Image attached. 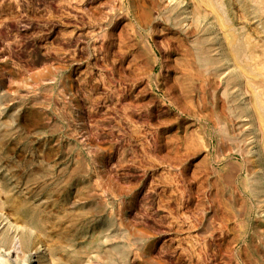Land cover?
Wrapping results in <instances>:
<instances>
[{"label":"rangeland","instance_id":"obj_1","mask_svg":"<svg viewBox=\"0 0 264 264\" xmlns=\"http://www.w3.org/2000/svg\"><path fill=\"white\" fill-rule=\"evenodd\" d=\"M211 1L229 33L193 0H0V264H264V0Z\"/></svg>","mask_w":264,"mask_h":264},{"label":"bare ground","instance_id":"obj_2","mask_svg":"<svg viewBox=\"0 0 264 264\" xmlns=\"http://www.w3.org/2000/svg\"><path fill=\"white\" fill-rule=\"evenodd\" d=\"M192 1V0H191ZM195 3H196V6H197V9L200 11L201 9H206V11H204V12H207V8H209V12H207V13H209V14H211L213 17H215V18H217V21H219V25H221V28L225 31L226 30V33L228 32L229 33V31H228V26L227 25H225V21H226V19H225V17L224 16H221V12L223 11V13H226V9H223L222 7H218L217 9H214V7H212V4H211V0H193ZM258 1H260V0H258ZM194 3V4H195ZM263 4V3H262ZM224 5V4H223ZM199 7V8H198ZM201 8V9H200ZM222 13V14H223ZM227 14V13H226ZM201 18H202V16H201ZM227 27V28H226ZM224 35V34H223ZM223 37V36H222ZM204 39V38H203ZM205 40V39H204ZM225 43H226V45H224V43H219L220 44V47L218 48L219 49V52H218V55H219V58H220V60L224 63V66L226 67V69H229L230 67H231V72L230 73H232V79H233V81L234 82H236L237 84H241L240 82H241V76H240V72L238 71V69H236L235 67H233L232 66V64L230 63L231 61H230V57H229V55L230 54H228V44L230 45V42L229 41H227V40H225ZM224 45V46H223ZM231 51V50H230ZM252 52H253V50H252V48H248V47H246V48H244V60H245V62L247 63V64H250V62L252 61H254L255 60V58L253 57V54H252ZM249 62H248V61ZM251 62V63H252ZM255 62V61H254ZM235 66V65H234ZM228 71V70H227ZM243 73V72H242ZM251 73V71L249 72V74ZM243 75H244V90L246 89V90H249L251 93H250V97H249V99H248V104L244 101V108H242V110L241 111H243V109H244V116L243 117H245V118H247L246 120H248V121H250V122H252V120H256L258 123L260 122V124L262 125L261 127H262V129L264 128V107H263V105H262V107H260L258 104H257V102L259 101V97H257L258 95H255V93L253 92V90H252V87H251V83H250V81L252 82H254L255 83V85H257V84H259V81L258 80H256V78L253 76V77H250L249 75H248V70H247V67H246V65H244V73H243ZM252 75V74H251ZM247 77H249V80H247ZM257 77V76H256ZM241 91V90H240ZM241 94V93H240ZM236 98V97H235ZM258 103H260V101L258 102ZM262 103V102H261ZM250 106V107H249ZM256 122V123H257ZM248 125V124H247ZM252 130V131H251ZM251 132L253 133L254 132V127L253 126H251ZM260 130V129H259ZM264 136V135H263ZM257 140V139H256ZM247 141V140H246ZM256 152V151H255ZM39 183V182H38ZM41 183V182H40ZM40 183H39V185L37 186L36 185V188L34 189V190H32L31 188H29L28 189V191H27V198H22V197H19L18 195H17V202L19 203V204H21L24 208H26V206L25 205H28V203L33 199V198H37V199H40V198H44V194H45V191H46V184H43L44 182H42V184L40 185ZM259 184L260 185H262V187H263V181H259ZM47 186H48V184H47ZM8 197V196H7ZM45 197H46V195H45ZM21 200H23V202L21 203ZM60 200V199H59ZM28 206H30V205H28ZM45 206V205H44ZM43 206V207H44ZM42 207V206H41ZM48 207L49 206H47L46 205V207H44V208H40L42 211H41V213L39 212L38 213V207L36 206V207H34V209L36 210V211H34L33 212V214H31V215H27L28 214V212H27V210L26 209H24V211H23V214H22V219H23V222L27 225V224H29V225H31V226H34L33 228L35 229V227L36 228H39L41 225H43L44 223H45V221H47L48 220V216L49 215H45L44 214V212H45V209H48ZM16 211V214L15 215H19V218H21L20 216H21V214L17 211V210H15ZM14 211V212H15ZM48 213V212H47ZM43 214V215H42ZM62 215V214H61ZM47 216V217H46ZM52 217V216H51ZM57 220V219H56ZM52 224V223H51ZM46 227V226H45ZM48 227H50V225H47V228ZM51 228H52V226H51ZM54 228V227H53ZM53 228H52V230H53ZM33 233H31V232H29L28 230L26 231H24V230H22V232H21V235H20V237L18 238L19 239V242H20V246H22V247H26V248H28V245L30 244V241H31V236H33L32 235ZM19 235V234H18ZM0 243H1V245L3 244V246L4 245H8L9 244V238H8V235H7V233H5V232H1L0 233ZM11 246V245H10ZM8 247V246H7ZM10 248V247H9ZM8 248V249H9ZM25 248V249H26ZM97 248V247H96ZM108 248V247H107ZM113 249H111V253L110 254H112V256L114 257V255H115V247H112ZM99 249V248H98ZM23 250V249H22ZM69 250V249H68ZM85 251V250H84ZM109 254V253H108Z\"/></svg>","mask_w":264,"mask_h":264}]
</instances>
